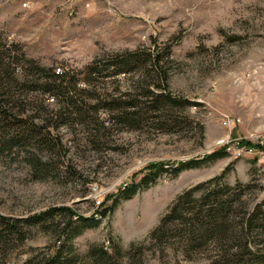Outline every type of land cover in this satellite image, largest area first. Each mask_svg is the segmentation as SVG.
<instances>
[{
	"label": "rangeland",
	"instance_id": "374dc122",
	"mask_svg": "<svg viewBox=\"0 0 264 264\" xmlns=\"http://www.w3.org/2000/svg\"><path fill=\"white\" fill-rule=\"evenodd\" d=\"M0 39L18 55L16 95L0 101L10 102L11 120L40 131L0 152V264L49 256L68 222L62 209L99 219L111 206L106 197L139 182L147 165L173 167L224 145V157L176 177L168 169L121 201L73 240L76 253L109 241L124 250L143 242L177 196L223 172L220 186L244 191L234 206L239 216L264 202V152L238 145L264 143V0H0ZM136 50L152 55L145 70L89 76V65L100 70ZM35 66L64 75L81 114L36 84ZM159 90L189 104L152 112L145 97ZM127 104L138 105L136 127L115 117L113 109ZM19 132L27 137L26 128ZM48 212L39 225L24 222ZM2 220L17 232L8 234ZM183 250L172 245L162 256L152 248L145 264H214L224 255L213 241Z\"/></svg>",
	"mask_w": 264,
	"mask_h": 264
},
{
	"label": "trees",
	"instance_id": "16d2710c",
	"mask_svg": "<svg viewBox=\"0 0 264 264\" xmlns=\"http://www.w3.org/2000/svg\"><path fill=\"white\" fill-rule=\"evenodd\" d=\"M12 48L13 46L0 41V97L13 98L16 95L14 89L17 81L14 74L17 67H12L16 64L12 63V56L18 55ZM151 56V53H146L145 50L117 54L112 56L100 70L96 67V62L89 65L88 74L99 76L105 71L113 75L131 73L140 68L144 69L146 62L151 60ZM153 56L159 60L158 55ZM33 72L40 78L38 81L40 83L36 84L44 92L54 98H64V101L73 108V113L81 114L77 104L68 95L63 74L59 75L54 71L49 74L44 68L36 66ZM159 88L156 87V89ZM145 98L147 103H152L148 107L149 110L159 113L164 112V109L170 106L178 107L189 104L186 101L176 100L160 90L158 93L148 92ZM9 104V101H0V125L3 122L7 128V130L0 131V152L8 147L20 145L22 142L35 140L40 134L35 125H28L22 119L11 120V108H7ZM137 106V104L117 106L113 109L117 113L116 119L128 127L138 126L140 115L134 111ZM20 126L27 129V137L20 135ZM238 145L257 152H264V144L239 140ZM228 147L224 145L218 151L201 159L178 162L173 167L164 163L147 165L144 168L145 174L139 182H132L118 190L116 195L106 197V202L112 201L111 206L98 212L99 219L81 217L70 210L62 209L69 213V217L68 222L60 229L57 245L49 256L43 257L35 264H145V255L152 248H156L159 254L165 256V251L172 245L188 252L194 250V247L203 246L208 241H213L220 246L224 253L222 259L214 261V264H264V202L256 204L250 212L245 211L243 216H239L237 213L242 208L234 206L239 203L244 191H238L239 187L232 188L224 183L220 186L218 181L224 178L225 172L177 196L146 240L127 250H124L118 242L109 241L107 246L92 245L84 255H79L73 246V240L84 230L97 227L101 219L114 211L121 201L130 200L139 189H146L154 184L162 174L169 171L168 169H171L172 176L176 177L183 171L200 168L208 162L224 157ZM35 167L40 168L39 165L34 164ZM47 214L51 213L32 216L24 222L29 226L39 225L46 221ZM1 222H4L3 225L8 234L17 232L15 224L9 223L8 220ZM22 237L25 236L22 235Z\"/></svg>",
	"mask_w": 264,
	"mask_h": 264
},
{
	"label": "built area",
	"instance_id": "2783aa9c",
	"mask_svg": "<svg viewBox=\"0 0 264 264\" xmlns=\"http://www.w3.org/2000/svg\"><path fill=\"white\" fill-rule=\"evenodd\" d=\"M259 143V142H258ZM260 145H263L264 143L263 142H260L259 143ZM248 151H254V150H252V149H247ZM257 152V151H256Z\"/></svg>",
	"mask_w": 264,
	"mask_h": 264
}]
</instances>
